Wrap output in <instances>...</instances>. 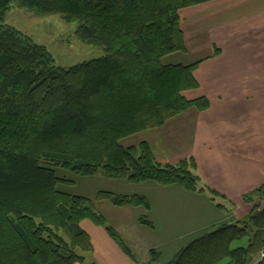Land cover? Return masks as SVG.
<instances>
[{
  "label": "trees",
  "instance_id": "trees-1",
  "mask_svg": "<svg viewBox=\"0 0 264 264\" xmlns=\"http://www.w3.org/2000/svg\"><path fill=\"white\" fill-rule=\"evenodd\" d=\"M211 1L0 0V264H95L87 262L93 248L81 228L85 220L139 264L91 199L60 190L71 181L57 169L224 199L200 185L192 158L160 164L147 143L120 144L190 109H208L205 97H185L199 88L194 72L202 60L163 61L186 53L180 12ZM12 7L75 24L77 38L103 56L57 66L43 46L4 23ZM254 195L264 200V186L244 195V203ZM96 200L150 210L142 195L99 192ZM147 217L140 214L138 223L153 228ZM242 240L245 245L232 247ZM263 250L264 204L258 203L244 219L196 236L167 264H264V258L254 262ZM149 255V263L162 257L154 249Z\"/></svg>",
  "mask_w": 264,
  "mask_h": 264
},
{
  "label": "crops",
  "instance_id": "crops-1",
  "mask_svg": "<svg viewBox=\"0 0 264 264\" xmlns=\"http://www.w3.org/2000/svg\"><path fill=\"white\" fill-rule=\"evenodd\" d=\"M216 8L227 10L226 21L209 31L207 45L210 54L194 72L199 83L196 93L198 97L207 98L208 109H190L175 117L180 120L173 118L162 127L152 129L156 132L149 138L162 156L173 154V159H161L162 164L173 165L192 158L200 185L223 196L224 199L217 203L225 208L214 205L208 191L188 192L178 185L160 186L145 182L138 184L141 191L123 194L142 195L148 199V219L154 230L171 242L170 245L189 236L193 239L211 227L245 216L248 205L243 196L264 186V0H215L194 6L188 15L193 16L199 9L201 15H207ZM241 12L245 16H240ZM180 26L187 51L192 38H188L181 17ZM149 141L141 142L147 143L152 151ZM183 147L186 151L174 156ZM145 186L155 192L157 203L143 193ZM157 205H161L163 213H156L158 219H155L152 207ZM202 209L208 212V219ZM110 210L111 217L118 215L120 219L128 212L137 211L134 225H139L137 217L142 214L141 208L113 206ZM170 213L177 215V219ZM165 215L167 220L163 217ZM81 227L90 236L91 260L95 264H135L104 228L88 220L82 221ZM184 245L186 243L174 247L172 254ZM142 261L145 262L146 258Z\"/></svg>",
  "mask_w": 264,
  "mask_h": 264
},
{
  "label": "rangeland",
  "instance_id": "rangeland-1",
  "mask_svg": "<svg viewBox=\"0 0 264 264\" xmlns=\"http://www.w3.org/2000/svg\"><path fill=\"white\" fill-rule=\"evenodd\" d=\"M192 8L193 7L184 9L180 12L182 26L185 29L188 38L189 39L190 37L192 38L190 44H188L189 45L187 49L188 52L186 51V53L172 54L169 57H167V59H165L163 62L172 63V64L181 63L184 65H189L200 60L203 61L210 54L211 49H209L207 45L208 37L210 36L209 31L214 29L215 27H218V25L226 21L225 11L227 10H221V9L218 10V8H216L213 10V12H210L207 15H201V9H199L198 11H195L196 13L193 16H189L188 13L190 12V10H194ZM242 13L243 12H241L239 15L245 16ZM4 23L8 26L14 27L18 31L29 37L37 45L43 46L47 50V52L50 53L55 64L59 67L70 68L85 61L97 59L103 56V51L101 48L86 45L77 38L76 36L77 26L75 24L66 23L63 20H61L58 16H40L32 11L23 8L12 7L9 10V12L6 14ZM201 46H204L205 48L202 49ZM198 77H199V72H198ZM197 90L198 89H196V91L194 90V91L186 92L185 94L186 99L193 100L199 98L198 94L196 93L198 92ZM200 97H204V96H200ZM174 120H180V117L175 118ZM154 132L156 131L147 130L137 133L135 135L120 140V144L124 147H129L132 145L137 146L141 141L150 140L149 142L153 151L152 153L157 163L162 164L161 159H167V161L168 159H173V154L167 157V156H162L158 152L155 143H153L152 139L149 138L151 137V134L152 135L154 134ZM185 149L186 148L183 147V149L179 150L178 153H175L174 156L184 153L186 151ZM57 172L60 177L63 176L65 177L66 180L71 181L70 183H63L59 185L60 190L65 191L72 195H79L91 199L94 202L96 210L106 218L107 224L111 227H114V229H116L118 233L122 237H124L125 242L129 245L130 249H132L133 253L135 254V257H137L136 261L139 264H167L180 250V248H178L176 252L172 254L174 247L176 246L179 247V245L183 243L184 244L186 243V245H188V243L194 239V238L191 239L193 236H189L188 239L178 240L172 242V245H170L171 242L163 238L161 232H159L158 230L156 229L154 230V228L146 227L145 225H140V224L134 225L135 223L134 218L138 214L137 211H132L131 214L128 212L127 214L122 215L123 216L122 219H120L118 215L111 217L112 210H110V208L113 206L110 204V202L96 200V197L99 192H110L116 195L139 192L141 191V187L137 184L136 185L130 184L122 179L120 180L106 179L102 177L100 174L93 175L90 177H80V176H75L69 171L64 169L62 170L57 169ZM142 191L143 193L147 194L149 200L153 202L158 200L157 196L155 195V192H153V190H150L149 187L145 186ZM252 199L254 201L251 204L246 203V205H248L246 206L247 214L237 220L231 221L230 223H234L235 221L244 219L248 214H250V212L253 210V207H255L256 204L259 203L263 206L264 200H260L257 195L252 196ZM220 201L221 198L218 197L212 200L214 205L220 204L217 203ZM212 202L209 201L208 204L211 205ZM155 206L156 204H154V207ZM227 208H231V205H227ZM152 209H153L152 216H154L155 219H158L155 216L156 213L157 215H159V213L160 215L163 213L161 205H157L156 208L152 207ZM205 209L207 210L206 207ZM206 210H203V213L206 214L207 217L208 212H206ZM142 213L147 214V212H144L143 209H142ZM170 214L172 218H174L175 220L177 219V215L172 213ZM163 217L165 219L166 215ZM162 220L163 219L161 218V222ZM195 225H197V223L193 224L191 227L190 225L188 226L190 228H193L195 227ZM216 227L217 226H215L214 228L211 227L208 231H212ZM245 244L246 241L242 240V241L234 242L232 247L235 248L237 246L245 245ZM156 248H158L159 251ZM151 249L161 252L162 257L158 263H149V257H150L149 251ZM263 253L264 250L260 252L258 256L255 257L254 262L259 259H263L264 258L262 257ZM86 257H87V262L91 263L92 262L91 256L87 255ZM145 258L146 261L143 262L142 260ZM225 262H222L221 264Z\"/></svg>",
  "mask_w": 264,
  "mask_h": 264
},
{
  "label": "built area",
  "instance_id": "built-area-1",
  "mask_svg": "<svg viewBox=\"0 0 264 264\" xmlns=\"http://www.w3.org/2000/svg\"><path fill=\"white\" fill-rule=\"evenodd\" d=\"M262 257H264V253L262 254Z\"/></svg>",
  "mask_w": 264,
  "mask_h": 264
}]
</instances>
